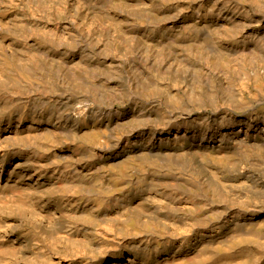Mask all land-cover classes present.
Instances as JSON below:
<instances>
[{"label": "bare ground", "instance_id": "6f19581e", "mask_svg": "<svg viewBox=\"0 0 264 264\" xmlns=\"http://www.w3.org/2000/svg\"><path fill=\"white\" fill-rule=\"evenodd\" d=\"M0 264H264V0H0Z\"/></svg>", "mask_w": 264, "mask_h": 264}]
</instances>
